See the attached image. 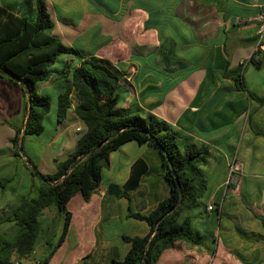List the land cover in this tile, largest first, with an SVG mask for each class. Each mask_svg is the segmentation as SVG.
I'll return each mask as SVG.
<instances>
[{
	"label": "crops",
	"instance_id": "crops-1",
	"mask_svg": "<svg viewBox=\"0 0 264 264\" xmlns=\"http://www.w3.org/2000/svg\"><path fill=\"white\" fill-rule=\"evenodd\" d=\"M85 1L101 6L91 7L78 23L57 24L53 20V33L74 47L79 34L86 33L83 51L109 62L121 73L120 108L168 121L179 132L183 147L188 144L210 149L203 169L207 180L212 179L211 189L208 185L205 196L187 207L178 219L179 223L188 221L202 241H176L163 251L157 264H214L217 259L222 264H264V173L259 163L247 166L250 156L264 157V104L248 93L264 99V89L252 90L249 80L251 73L264 68V51H259L258 58L255 55L257 24L251 20L264 11V0H180L175 6L176 19L170 22L171 30L162 40L159 24H151V13L144 7H168L172 0ZM94 36L102 39L98 45L92 44ZM252 57L260 61L259 66L249 62ZM69 77L55 73L40 83L58 88L56 95L45 93L52 97L55 110L57 96L71 85ZM235 77L241 78L245 88L238 87ZM26 105L27 94L22 87L0 77V183L4 184L0 186V236L7 241H14L19 233L16 211L23 200L38 196L45 184L32 174L28 157L43 173H54L86 131L73 99L66 117L56 122L41 144L29 138L34 135H27L23 142L26 155L16 154L12 139L23 122ZM14 111L17 120L11 118ZM69 121L74 124L69 125ZM74 125L76 134L69 131ZM142 145L149 149L144 150ZM136 146L138 149L132 150H137L135 154L123 151L127 163L112 180L120 187V196L109 194L102 182L90 201L77 199L80 203L76 208L70 204L77 194L69 201V233L48 264H113L130 249L123 236L149 232V225L129 212L146 214L155 209L168 197L169 184L158 152L148 143L138 142ZM234 156L241 170L231 174L229 163ZM139 159L145 160L147 170L140 186L125 192ZM155 169L156 177H151ZM34 177L40 180L32 179L31 184ZM132 194L134 210L130 199L124 203L123 212L114 211L121 198ZM106 200L112 205L107 213L103 211ZM209 205L214 208L209 209ZM50 208H45L39 218L40 233L32 254L21 257L16 248L12 249L13 262L35 264L46 256L53 241L48 234L53 227L51 220H56Z\"/></svg>",
	"mask_w": 264,
	"mask_h": 264
},
{
	"label": "trees",
	"instance_id": "trees-1",
	"mask_svg": "<svg viewBox=\"0 0 264 264\" xmlns=\"http://www.w3.org/2000/svg\"><path fill=\"white\" fill-rule=\"evenodd\" d=\"M158 1L165 3V0ZM179 1L172 0L168 7H144L151 13V24H159L161 40L171 30L170 22L176 19L175 6ZM30 2L32 16L0 2V77L21 86L27 94L24 119L20 127H16L12 139L15 153H25L23 142L27 135L43 133V120L54 101L49 95L39 94L36 88L55 73L62 77L70 74L68 79L71 81V85L57 96L58 122L66 117L75 99V112L85 123L86 131L77 140L75 149L58 163L54 173H43L28 157L32 174L45 184L38 196L23 200L16 211L19 225L16 239L7 241L0 236V264H18L11 260V250L15 248L21 257L32 254L39 238L42 211L56 207L63 218L62 231L56 241L49 242L46 256L35 263L48 264L68 236L72 218L69 201L78 193L90 201L101 187L103 168L109 166L111 153L132 140L148 143L158 152L165 168L163 176L169 184V195L149 213L129 212L130 216L145 221L149 232L144 236H123L130 243V249L123 259L114 260L113 264H157L163 251L180 239L201 243L202 237L189 222L179 223L178 219L187 207L206 194L208 180L203 167L210 157L209 147L197 149L188 144L183 147L179 132L168 121L153 114L142 116L120 108L121 73L109 62L65 44L54 34L47 0ZM57 62L62 63L60 69L54 67ZM249 62L260 65L253 57ZM240 77H235V81L239 88H245ZM248 93L264 104L263 98L251 91ZM147 167L144 159L135 163L125 192L140 186Z\"/></svg>",
	"mask_w": 264,
	"mask_h": 264
},
{
	"label": "rangeland",
	"instance_id": "rangeland-1",
	"mask_svg": "<svg viewBox=\"0 0 264 264\" xmlns=\"http://www.w3.org/2000/svg\"><path fill=\"white\" fill-rule=\"evenodd\" d=\"M92 1V0H91ZM1 4L8 7V8H11L17 12H20L22 14H26L28 16H32L34 14L33 10H32V7H31V2L30 0H0ZM101 6V4H92L91 5L85 1V0H48V7H49V10H50V13L52 15V19L57 23L59 24L60 21H70V22H74V23H78L81 21L82 18H84V15H86L90 8L91 7H99ZM105 8H109V7H105ZM111 9H113V7H110ZM86 33L84 32H81L79 34V36L77 37V39L75 40V46L76 48H79V49H82L85 42H86V38H87V35H85ZM101 38L98 37V36H94L93 37V41H92V44H95V45H98L100 42H101ZM91 41V40H90ZM89 41V42H90ZM88 42V43H89ZM94 45V46H95ZM96 47V46H95ZM83 50V49H82ZM54 67H57V68H60L61 67V62H57ZM251 68H255V66L251 65L250 66ZM254 73V74H253ZM250 74L249 76V80H250V84L251 86L254 88L251 89L252 90H259L261 88L264 89V84L263 81H264V68L261 70V71H256L253 72ZM45 86H43V84H39L37 85V92L39 94H42V95H45V93H51L53 95H56L57 92H58V88L56 86H53V85H50L48 84L45 89H44ZM56 110H55V106L53 105L51 111L45 116L44 120H43V125L45 126V131L43 133H41V135H37V136H30L29 138L36 141L38 144H41L43 142V140L48 137V135L53 132L54 130V126L56 124V122L58 121V118L56 116ZM13 120H17L18 118V115L17 113L14 111V113L12 114V117ZM69 125H72L74 123H72V121H69L68 122ZM76 126H72L69 128V131L73 134H76V130H75ZM136 141H132L131 144H126L124 146H122L121 149H119L118 151H115L112 153L111 155V166H107V167H104L103 168V172H102V175H103V186L109 188L110 185H112V180H115L116 176L119 174V171L120 170H123L125 164L127 163V158L124 154L123 151H126L127 153H130V154H135L136 151H132L133 149H138L136 148ZM147 146L145 145H142L141 148H143L144 150H148L149 148H146ZM260 152V151H259ZM139 153V151H138ZM153 153H156L155 150H153ZM251 157V160L247 161V166L249 168L251 167H254L257 163H259V170L261 173H264V157L263 158H260V159H257V155L254 156H250ZM158 169V168H157ZM157 169H155V172L154 173H150L149 175L151 177H156V174H157ZM159 170V169H158ZM219 174V173H217ZM32 179L33 181L37 182L38 180H40L39 178L37 177H34V178H31L30 179V183L32 184ZM212 179L211 178H208V185H209V188L211 189V185H212ZM134 196L133 194L131 196H127V198H121L120 199V203L117 204L116 208H114V211L118 212V211H121L123 212L125 209H124V206L125 205L124 203L128 204V201L131 199V205H132V209L134 210ZM75 199V198H74ZM77 199H81L80 202L84 201L83 197L81 194H77L76 195V199L75 200H72V203L70 204L71 208H76L78 206V204L80 202H78ZM125 199V200H124ZM84 203V202H83ZM111 208H112V205H111V202L110 200H106L105 203H104V209L103 211L105 213L107 212H111ZM50 213L56 215V220L53 222L51 220V224H50V221L49 224L50 226H52L53 224V227L52 229L48 232V234L50 235V238L53 240V241H56L62 231V226H63V218H62V215L58 212L57 208L54 209V208H50L49 209ZM205 213H209V212H206ZM213 214H215V211L214 212H211ZM53 216V215H52ZM43 223V226L45 225V221L42 222ZM119 221H117V224H116V227L118 226L119 227ZM49 226V227H50ZM46 254V253H45ZM23 264H27V262L25 261ZM214 264H222V262L220 261V259H217Z\"/></svg>",
	"mask_w": 264,
	"mask_h": 264
},
{
	"label": "built area",
	"instance_id": "built-area-1",
	"mask_svg": "<svg viewBox=\"0 0 264 264\" xmlns=\"http://www.w3.org/2000/svg\"><path fill=\"white\" fill-rule=\"evenodd\" d=\"M252 21L256 22L257 24V42H256V51L255 55L258 58L259 51H264V11L259 13L258 15L254 16ZM237 21H241L239 18ZM230 173L233 174L234 172H238L241 170V164L238 161L237 156L232 157L229 163ZM209 209H213V205H209Z\"/></svg>",
	"mask_w": 264,
	"mask_h": 264
},
{
	"label": "water",
	"instance_id": "water-1",
	"mask_svg": "<svg viewBox=\"0 0 264 264\" xmlns=\"http://www.w3.org/2000/svg\"><path fill=\"white\" fill-rule=\"evenodd\" d=\"M30 108H31V100H30V97H29V110H30ZM21 154H22L23 156L26 155L24 152H21ZM108 192H109V194H111V195H114V196H120V194H121V189H120L119 186H117V185H115V184H112V185L109 186V188H108ZM145 256H146V255H145Z\"/></svg>",
	"mask_w": 264,
	"mask_h": 264
}]
</instances>
